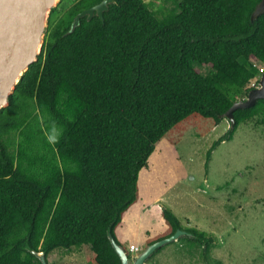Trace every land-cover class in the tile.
I'll return each mask as SVG.
<instances>
[{"label":"trees","instance_id":"1","mask_svg":"<svg viewBox=\"0 0 264 264\" xmlns=\"http://www.w3.org/2000/svg\"><path fill=\"white\" fill-rule=\"evenodd\" d=\"M67 1L51 10L37 61L0 109V264H40L26 247L46 257L82 246L94 264H120L107 229L121 245L115 227L156 144L191 116L218 124L264 64V13L250 21L260 0H181L162 17L143 0H111L103 20L85 16L72 30L102 0ZM259 114L264 99L235 110L205 166ZM161 214L168 236L183 229L170 209Z\"/></svg>","mask_w":264,"mask_h":264},{"label":"rangeland","instance_id":"2","mask_svg":"<svg viewBox=\"0 0 264 264\" xmlns=\"http://www.w3.org/2000/svg\"><path fill=\"white\" fill-rule=\"evenodd\" d=\"M143 1L162 17L181 0ZM228 128L226 119L215 125L210 118L191 116L156 144L138 175V199L114 230L126 253L130 245L139 248L128 253L130 258L170 233L161 214L166 207L182 230H197L210 241L199 245L181 236L145 264H264V121L259 114L241 124L231 140L211 151L205 166L207 151ZM46 258L48 264H94L87 246L54 249Z\"/></svg>","mask_w":264,"mask_h":264},{"label":"water","instance_id":"3","mask_svg":"<svg viewBox=\"0 0 264 264\" xmlns=\"http://www.w3.org/2000/svg\"><path fill=\"white\" fill-rule=\"evenodd\" d=\"M60 0H0V109L8 106L9 96L29 65L36 62L44 44V37L48 27V18ZM111 0H102L98 4L85 9L73 18L71 30L85 17L89 20L93 15L103 20V12L107 11ZM264 13V0L256 4L250 21ZM264 99V69L258 83L247 93L243 100L234 102L231 107L221 115V118L230 121L232 127L233 112L237 109H246L254 106L257 100ZM191 236L182 229H176L171 235L156 242L148 244L133 259L128 256L123 247L116 243L110 229L107 237L117 254L120 264H145L154 252L163 245L178 240L180 237ZM40 264H48L45 253L34 251L26 247Z\"/></svg>","mask_w":264,"mask_h":264},{"label":"built area","instance_id":"4","mask_svg":"<svg viewBox=\"0 0 264 264\" xmlns=\"http://www.w3.org/2000/svg\"><path fill=\"white\" fill-rule=\"evenodd\" d=\"M264 69V66L263 67H259V71L262 72ZM129 251L130 252H137L138 251V247L136 245H130L129 246Z\"/></svg>","mask_w":264,"mask_h":264},{"label":"clouds","instance_id":"5","mask_svg":"<svg viewBox=\"0 0 264 264\" xmlns=\"http://www.w3.org/2000/svg\"><path fill=\"white\" fill-rule=\"evenodd\" d=\"M163 238H164V237H163ZM161 239H162V238H161ZM159 240H160V239H159ZM152 243H153V242H152ZM150 244H151V243H150ZM136 246H137V245H136ZM138 251H139V248H138ZM138 251H137V252H138ZM128 253L131 254V253H136V252H130V251H129ZM128 253H127V254H128ZM128 256H129V255H128ZM46 260H47V258H46Z\"/></svg>","mask_w":264,"mask_h":264},{"label":"crops","instance_id":"6","mask_svg":"<svg viewBox=\"0 0 264 264\" xmlns=\"http://www.w3.org/2000/svg\"><path fill=\"white\" fill-rule=\"evenodd\" d=\"M167 236H168V235H167ZM167 236H166V237H167ZM132 244H134V243H132Z\"/></svg>","mask_w":264,"mask_h":264},{"label":"flooded vegetation","instance_id":"7","mask_svg":"<svg viewBox=\"0 0 264 264\" xmlns=\"http://www.w3.org/2000/svg\"><path fill=\"white\" fill-rule=\"evenodd\" d=\"M156 242V241H155Z\"/></svg>","mask_w":264,"mask_h":264}]
</instances>
